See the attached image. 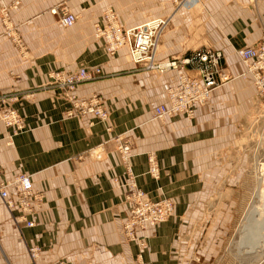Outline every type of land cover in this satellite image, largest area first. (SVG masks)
<instances>
[{"label":"crops","instance_id":"0c3cea01","mask_svg":"<svg viewBox=\"0 0 264 264\" xmlns=\"http://www.w3.org/2000/svg\"><path fill=\"white\" fill-rule=\"evenodd\" d=\"M19 2L11 20L26 49L4 35L0 18V93L16 96L11 106L24 128L11 135L0 120V171L5 179L31 175L42 202L28 216L34 222L28 227L0 200V264H190L194 258L199 264H230L231 236L237 226L240 235L246 214L244 199L239 201L245 168L234 155L254 104V87L243 79L246 68L235 52L264 41V0H206L199 14L182 9L172 16L159 38L158 58L209 45L222 52V66L233 79L228 90L219 86L205 104L195 105L191 117L161 119L154 118V108L167 102L174 75L137 68L125 49L107 54L104 40L93 33L107 8L123 27H132L171 14L170 0ZM62 9L76 14L72 26L59 24ZM80 66L105 74L75 90L79 97L102 98L109 112L105 122L67 116L68 100L47 84L50 72ZM118 136L131 145L126 160L116 150ZM98 145L103 150L96 158L90 149ZM148 153L158 160L157 179L147 172ZM127 168L148 197L174 201L173 213L149 229L144 248L121 233L130 206L124 200ZM32 246L39 247L34 259ZM241 252L240 258L249 256ZM249 254L263 264L264 250Z\"/></svg>","mask_w":264,"mask_h":264},{"label":"built area","instance_id":"2783aa9c","mask_svg":"<svg viewBox=\"0 0 264 264\" xmlns=\"http://www.w3.org/2000/svg\"><path fill=\"white\" fill-rule=\"evenodd\" d=\"M199 0H173L174 10L183 6H194ZM19 0L6 3L0 0V18L4 26V35L21 51L25 50V44L21 34L11 22V14L18 9ZM76 14L62 9L58 22L62 27L72 26L76 22ZM169 22V18H150L132 27H123L116 13L108 8L102 14V22L94 24L95 36L105 42L107 54L113 55L120 49H125L130 61L135 66L157 74L172 73L174 82L168 86L167 102L160 103L154 108V118L161 119L166 116L184 114L193 115L195 105L205 104L212 92L219 86L228 83L232 77L222 66L223 55L218 49L211 47H198L192 49L190 54L182 57L158 58L159 37ZM237 56L245 65L243 77L251 76L258 93H264V41L253 45L236 49ZM101 68L91 69L80 66L74 71L55 70L49 73V85L56 86L70 107L66 110L67 116L83 117L92 115L100 122H105L109 112L104 107L102 98L97 94L87 97H79L75 90L82 82L104 77ZM17 100L11 93H0V120L10 129L11 135L17 134L24 128L23 118L19 112L11 106V101ZM116 150L123 160L130 155L131 145L121 136L116 138ZM103 148L98 145L92 149V155L99 158ZM148 174L153 178L159 177L158 160L153 153L147 154ZM128 187L124 194V200L130 204L129 214L122 227V235L129 241L135 242L139 248H144L145 240L150 228L164 222L174 211V201L162 196L152 199L133 182L130 168H127ZM0 200L5 206L14 210L17 214L15 220L24 222L26 226H33L29 219L40 208L41 194L33 192L31 175L19 174L13 179H5L0 171ZM140 235H139V233ZM39 247L32 246L29 253L32 259L38 256ZM199 259L194 258L190 264H199ZM138 264H149L139 261Z\"/></svg>","mask_w":264,"mask_h":264},{"label":"rangeland","instance_id":"374dc122","mask_svg":"<svg viewBox=\"0 0 264 264\" xmlns=\"http://www.w3.org/2000/svg\"><path fill=\"white\" fill-rule=\"evenodd\" d=\"M170 1L173 6L172 13L167 16H161V17L169 18V20L172 18V16L176 12L178 13V11L182 9H186L189 12H194V13L199 14L202 12V8L204 7L205 2H206V0H199L198 3L194 6H191V7L183 6L180 9L174 10L175 5L173 3V0H170ZM93 34L95 36V32ZM21 38H22V35H21ZM204 46L206 47L208 46L212 48V46L200 44V45L195 46L192 49H195L198 47H204ZM136 67L141 70H144L140 66H136ZM157 75H160V74H157ZM243 79L249 81L254 87V96H253L254 104L252 105L250 111L248 112L247 120L245 121V125L243 126V129L241 130L242 136L240 140L242 141H240L239 149L237 147V150H236V151L238 150H241V151H238V153L236 154H235L236 151L234 152L236 164H239L245 168L244 171L241 172L242 180L244 184L241 189V195L239 196L240 197L239 201H241L242 198L244 199L245 207H246V210H245L246 214H244L245 216H244L243 225L240 231V235H239V229H238L239 227L237 226L235 232H233L231 236V241L229 243V249H227L229 251V253H227V256L229 257V260H230L227 262H229L230 264H240L241 262L242 264H256V261H254L256 258L255 255L249 254V253H253L254 251L252 250V247L248 244L249 240H246L245 235H244L246 230L250 228L249 222L248 220H246V216L248 215V212L251 211L253 206H258L259 208L258 215H257V218L259 219L257 222H259L260 220L261 223H258V225L259 224L261 225L264 222V194H263L264 192L262 193V197L259 196V193H258L259 188H260L259 187L260 180L262 177L261 171H264V93L263 94L258 93L257 87L251 76L243 77ZM229 84H230V81L222 86L228 90L230 88ZM238 203L239 202H237L236 204L238 205ZM237 208L238 206H236L234 210L232 209L231 222L229 223V226H227L226 235H224L223 239L226 238L225 236L228 237L229 235L228 232L233 223ZM258 225H256L254 221H251L253 232L257 231L254 229ZM224 244H225V241H224ZM233 245L236 246L237 250H235ZM239 251H242L241 254H244L245 252L247 253L246 255H249V256H247L246 259L244 257L240 258Z\"/></svg>","mask_w":264,"mask_h":264},{"label":"bare ground","instance_id":"6f19581e","mask_svg":"<svg viewBox=\"0 0 264 264\" xmlns=\"http://www.w3.org/2000/svg\"><path fill=\"white\" fill-rule=\"evenodd\" d=\"M261 175L262 177L260 180V186H259L260 188L258 193L259 196L262 197V193L264 192V171H261ZM258 210H259L258 206H253L251 211L248 212V215L246 216V220H248L250 228H248L244 234L246 240H249L248 244L252 247V250L254 252H261L264 250V222L261 224L262 226L260 224L258 225V223H261L260 220L259 222H257L259 219L257 218ZM251 221H254V223L258 225L254 229L257 230L256 232L252 231L253 228L251 226Z\"/></svg>","mask_w":264,"mask_h":264}]
</instances>
